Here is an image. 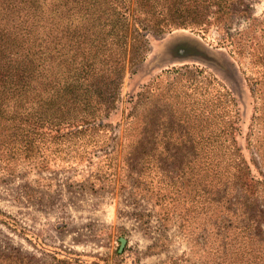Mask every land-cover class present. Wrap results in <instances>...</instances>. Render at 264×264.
Returning <instances> with one entry per match:
<instances>
[{"label":"rangeland","instance_id":"obj_1","mask_svg":"<svg viewBox=\"0 0 264 264\" xmlns=\"http://www.w3.org/2000/svg\"><path fill=\"white\" fill-rule=\"evenodd\" d=\"M212 11L149 34L105 128H0V264H264V0Z\"/></svg>","mask_w":264,"mask_h":264},{"label":"trees","instance_id":"obj_2","mask_svg":"<svg viewBox=\"0 0 264 264\" xmlns=\"http://www.w3.org/2000/svg\"><path fill=\"white\" fill-rule=\"evenodd\" d=\"M160 1L52 0L46 14V0H0V128L38 135L105 128L149 34L210 25L212 8L224 0H207L209 14L200 22L163 12L179 10V0H167L168 7ZM62 28L76 47L64 63L57 52ZM47 31L55 44L49 52Z\"/></svg>","mask_w":264,"mask_h":264},{"label":"water","instance_id":"obj_3","mask_svg":"<svg viewBox=\"0 0 264 264\" xmlns=\"http://www.w3.org/2000/svg\"><path fill=\"white\" fill-rule=\"evenodd\" d=\"M122 243L124 244V243H125V241H122Z\"/></svg>","mask_w":264,"mask_h":264}]
</instances>
